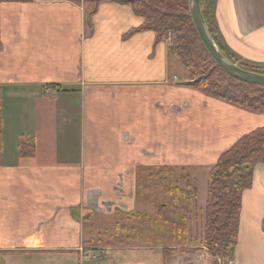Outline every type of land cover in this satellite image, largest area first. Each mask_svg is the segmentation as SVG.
<instances>
[{"label": "crops", "instance_id": "1", "mask_svg": "<svg viewBox=\"0 0 264 264\" xmlns=\"http://www.w3.org/2000/svg\"><path fill=\"white\" fill-rule=\"evenodd\" d=\"M143 22L119 2L0 0V252L75 250L84 214L135 209L138 170L208 172L264 126V114L193 89ZM214 22L236 65L264 67V0H215ZM263 223L258 164L232 264H264ZM144 253L126 264H210L203 247L165 263Z\"/></svg>", "mask_w": 264, "mask_h": 264}, {"label": "trees", "instance_id": "2", "mask_svg": "<svg viewBox=\"0 0 264 264\" xmlns=\"http://www.w3.org/2000/svg\"><path fill=\"white\" fill-rule=\"evenodd\" d=\"M103 1L129 6L134 14L144 21L139 29L153 31L157 40L166 33L176 35V45L172 50L185 69L192 88L246 112L264 114V86L239 82L216 66L192 25L187 0H95L96 3ZM214 5L215 0H200L201 14L214 43L222 54L233 62L226 53L216 29ZM253 72L260 73L255 70ZM30 146L29 142L20 144V153L26 152ZM258 164H264V126L254 129L235 142L218 157L207 172L208 199L203 210L204 225L202 234L195 239H192V236H189V240L187 238V220L192 215L193 200V186L188 175L182 173L175 184L173 168L140 169L136 184L137 203H153L156 189L170 195L171 205L175 209L164 203L159 204L157 208L158 217H161L162 221L166 220L163 218L165 211L172 217L169 241L178 242L182 246L203 247L209 254L210 264H220L219 260L223 263L230 258L236 247L242 194L251 187L254 169ZM144 172L147 173L145 176L142 175ZM178 205L180 209H177ZM176 217H179V220H176ZM134 219L142 221L138 229L135 226L117 227L118 231L127 230L128 240L134 239L135 232H140L145 222L151 228L150 225L159 221L147 212L136 213ZM155 241L156 246L162 248L163 261L177 254L187 253L186 250L176 251L162 246V239L156 238ZM193 251L199 250L197 248Z\"/></svg>", "mask_w": 264, "mask_h": 264}, {"label": "rangeland", "instance_id": "3", "mask_svg": "<svg viewBox=\"0 0 264 264\" xmlns=\"http://www.w3.org/2000/svg\"><path fill=\"white\" fill-rule=\"evenodd\" d=\"M176 36V35H175ZM171 33H166L160 40H163L168 45V50L170 54L175 58L176 62H178L175 52L172 50L176 45V37ZM181 66V64L179 63ZM182 67V66H181ZM245 69L255 70L260 73L264 71V67H248L244 66ZM178 70L180 71L179 67ZM185 70V69H184ZM186 78L188 80V84L190 83L188 75L185 71ZM194 89V88H193ZM141 140L137 139V143ZM139 147V146H138ZM174 171V179L173 182L176 184V180L179 176L183 173L189 176L191 179V184L193 186V200H192V215L187 220V238L189 240V236H192V239H195L196 236H200L203 230V210L205 206L204 198L207 196V172L203 169L200 170H179L178 166H171ZM140 170L136 172V184H137V176L139 175ZM147 174L144 172V175ZM194 190V191H193ZM135 193H136V186H135ZM155 199L152 200L153 203H143L138 204L135 206L134 210L123 212L124 210L120 211L119 214L112 215L115 210L112 204H104L103 208L100 210L99 217L97 215L88 216L84 214L83 218H79V222L81 223V231L76 235V239L80 242L78 247L74 248L75 250H65V251H4L0 252L5 254H9L8 257H5L4 264H7L6 259L8 260V264H126L130 263V261L140 260L145 257L144 252L150 251L147 258L155 263V260L158 258L157 253L160 254L162 258V248L157 247L156 238L159 240L162 239L161 245L166 248H171L172 250H186L187 253H197L194 252V249L199 250L200 247L196 246H182L179 245L178 242L171 243L170 235L172 230V223L171 218L168 215V212L165 211L163 213V218L166 220L162 221L161 217H158L157 208L159 204H170L171 208L175 209L173 205H171V196L166 195L163 190L156 189L155 190ZM112 205V206H111ZM203 206V207H202ZM148 213L149 216L152 218L158 219L155 224L150 225L145 222L143 224V230L141 232H135L133 236V240H128L127 238V230L118 231L117 227L125 226H135L137 229L139 225H141V220L134 219L136 213L144 212ZM177 209H180V206H177ZM113 212V213H112ZM110 213V216L107 215ZM112 213V214H111ZM133 216V217H132ZM86 218V219H85ZM168 218V219H167ZM43 219V218H42ZM134 219V220H133ZM176 220H179V217H176ZM39 223H44L45 220H38ZM36 221V222H37ZM2 225V220L0 219V226ZM264 225V223H263ZM116 226V227H115ZM175 229V227H174ZM264 229V227H263ZM121 234V236H120ZM167 236V237H166ZM0 235V241H1ZM120 237V240H119ZM130 239V238H129ZM189 242V241H188ZM204 249V248H203ZM206 251V249H204ZM199 252V251H198ZM20 253V254H19ZM207 253V251H206ZM16 254V255H15ZM183 254V253H181ZM186 254V253H184ZM180 255V254H177ZM175 255V256H177ZM1 256V254H0ZM92 256H95L92 259ZM173 256V257H175ZM209 256V254H208ZM157 257V258H156ZM2 258V257H1ZM172 258V257H171ZM168 258V259H171ZM160 258H158L159 260ZM167 259V260H168ZM167 260L162 262L165 263ZM227 260H224L222 264H229ZM210 262V258H209ZM137 263V262H136Z\"/></svg>", "mask_w": 264, "mask_h": 264}, {"label": "water", "instance_id": "4", "mask_svg": "<svg viewBox=\"0 0 264 264\" xmlns=\"http://www.w3.org/2000/svg\"><path fill=\"white\" fill-rule=\"evenodd\" d=\"M187 9L199 40L216 66L239 82L264 86V74L239 67L228 60L218 49L202 17L200 0H187Z\"/></svg>", "mask_w": 264, "mask_h": 264}, {"label": "built area", "instance_id": "5", "mask_svg": "<svg viewBox=\"0 0 264 264\" xmlns=\"http://www.w3.org/2000/svg\"><path fill=\"white\" fill-rule=\"evenodd\" d=\"M46 93H50V89H47V90H46ZM94 258H95V256H92V259H94ZM219 263L222 264V263L220 262V260H219ZM228 263H229V264H232L231 261H228Z\"/></svg>", "mask_w": 264, "mask_h": 264}]
</instances>
